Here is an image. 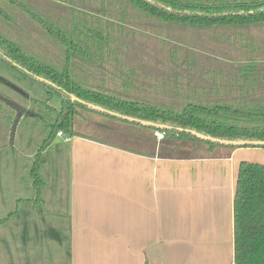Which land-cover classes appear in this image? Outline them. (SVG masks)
I'll list each match as a JSON object with an SVG mask.
<instances>
[{
	"label": "crops",
	"instance_id": "1",
	"mask_svg": "<svg viewBox=\"0 0 264 264\" xmlns=\"http://www.w3.org/2000/svg\"><path fill=\"white\" fill-rule=\"evenodd\" d=\"M167 58L174 69L167 78L148 73V68H156L152 58H121L122 95L167 106L220 96L215 87H201L191 79L198 66L193 57ZM182 74L188 78L185 83ZM164 88L170 91L162 92ZM95 114L100 117L98 135L76 131L72 123L74 134H66L68 141L55 136L40 154L42 166L53 165V150L66 158L63 213L53 214V188L44 195L32 183L23 186L30 196H15L7 205L6 195L11 194L1 179V205L8 211L0 217V239L5 244L18 240L16 260L8 250L7 258L0 256L2 262L233 264L236 174L241 161L257 162L251 157L254 148L209 149L203 144L205 151L174 154L175 144L161 150L168 136L156 140L154 127ZM123 123L146 130L132 134L115 128H124ZM60 218H65L62 226L57 225Z\"/></svg>",
	"mask_w": 264,
	"mask_h": 264
},
{
	"label": "trees",
	"instance_id": "2",
	"mask_svg": "<svg viewBox=\"0 0 264 264\" xmlns=\"http://www.w3.org/2000/svg\"><path fill=\"white\" fill-rule=\"evenodd\" d=\"M81 1V9L70 8L68 17L53 18L36 6V0H0V21L9 25H0V62L21 78L46 88L45 100L56 97L60 101L59 109L43 102L50 119L45 123L44 137L29 170L36 189L42 182L38 175L40 154L58 131L74 134L75 109L100 113L71 96L121 115L166 125L167 128L153 129L169 137L201 142L209 149L264 148L224 145L202 140L187 131L219 139L264 140V62L259 59L234 64L236 77L226 70L216 71L218 76L212 82L220 96L210 102L189 100L167 106L127 98L121 92L125 66L121 58H142V41L166 38L170 30H190L198 36L220 40L233 36L242 58H259L264 47L255 46L252 31L264 28V0H90V5ZM18 20L41 30L46 42L41 41L44 43L35 48L22 44L24 38H14L7 29H12V25L23 36L25 33L17 25ZM47 40L54 46H49ZM167 56L192 58L187 48L177 43L168 49ZM225 74L230 76L224 83L220 75ZM98 81L101 83L97 85ZM0 84L16 91L4 78ZM0 107L7 108L1 101ZM233 252V264H264V164L241 161L238 165L233 198Z\"/></svg>",
	"mask_w": 264,
	"mask_h": 264
},
{
	"label": "rangeland",
	"instance_id": "3",
	"mask_svg": "<svg viewBox=\"0 0 264 264\" xmlns=\"http://www.w3.org/2000/svg\"><path fill=\"white\" fill-rule=\"evenodd\" d=\"M89 1L90 0H86L84 1V3L90 5ZM82 3L83 1L81 0H36V6H38V8L42 10V12H46V14H52L53 18H62L64 16L68 17L69 9L72 7L78 9L82 6ZM26 23V21H17V25H20L25 30L24 36L23 32L21 33L18 30L19 28L16 27V25H12L10 27L12 29H7L11 30L10 33L13 34L14 38H24V41H21L24 45H33L36 48L37 45L43 44L44 42L41 41L46 40V38H43V32L41 30H38L36 27L34 28L32 26L26 25ZM0 25L3 27L4 25L5 27H9V25L3 21H0ZM252 32L253 37L256 40V43H254L255 46L258 49L260 47L263 48L264 28H258L256 30H253ZM166 35V38L162 37L159 39H153L152 37H150L147 38L146 41H142V49L144 51V56L142 57V59L152 58L153 60H155L153 65L156 68H148V73H152L157 77L163 76L167 78L168 75L171 74L174 70L172 68V64H169L167 62V51L168 49H171V47L175 43L179 44L183 48H187L189 54L196 61H198V66L195 68L194 74H191L193 76L191 79H195V81L199 83V86L201 87H213L214 84L212 82V79L218 76V74L215 75V72L218 70H226L230 72V74H232V77H236L237 73L236 70H234L233 65L243 63L244 59H259L264 62L263 50L259 51L262 52V55H260L259 58H242L240 56L241 49L239 50V48L236 47L235 38L233 36H230L228 39L224 40L210 39L209 37L203 34H199L202 36H198V34L190 30H185L184 33L181 30H170V32H167ZM48 44L51 47L54 46L50 41H48ZM137 48H139V46ZM55 52L58 53L57 50H55ZM208 68L211 69L210 73H207V71H210ZM207 74L209 76H207ZM102 76L105 82V73ZM210 76L212 79L210 78ZM229 76V74L220 75V77L223 78L222 80H224V83L227 82ZM0 77L4 78L8 82H11L16 87L22 89L24 95L18 93L17 91H14L13 89L4 84H0V94L20 104L25 109V111H29L32 113H25L20 118L16 126L14 138L12 140V143H10V126L14 119L15 111L6 104L5 105L7 106V108L0 107V181L2 179L3 183H6L5 186H7V190L10 192L9 194H11L10 197L6 195V201L8 202L7 205H9V202L12 203L14 201L15 196L28 197L31 195V193L27 191L29 189H25L23 186H25L26 183H32V178L29 176V170L36 160L34 156L36 155L44 137L45 123L47 120L50 119L48 114L49 112L45 110L43 102L45 101L47 105L55 109H59L60 101L56 97L45 100L46 88L34 82H31L30 80H25L21 78L18 73L10 70L1 62ZM181 77L184 83L187 82L188 78H185L184 74H182ZM155 82L158 83L157 90L161 92L160 90L163 88L161 81L157 80ZM100 83L101 82L98 81L96 84L98 85ZM187 86L188 85H185L184 87L187 88ZM165 90H169V88H164L162 92ZM97 118L100 117L93 112L81 108H76L75 114L72 116V123L74 124L73 126L76 131H85L96 136L100 133L99 131H97L98 129H100L98 128ZM123 124H125L124 128L122 125L116 126L115 128L117 130L123 129V131L131 132L132 134H135L136 132L143 134L145 132L144 130H146L145 128L136 125L126 123ZM91 128L98 129L92 130ZM176 140L180 142V144H182L183 146L176 144ZM170 144H175V148H173L172 150L174 154H192L202 150H206V145H203V143L201 142L182 139L179 137L173 138L169 136L165 138V141L161 142V150L162 146L168 147L170 146ZM134 145L137 146L138 144ZM191 146L194 147L192 148ZM249 148H254V152L251 153L252 159L257 161L256 163L263 164L264 148ZM40 160L41 159L39 158L38 175L42 180V185L40 183L38 187H40V189L42 188V194L44 195H48L50 188H53V214L57 213L56 211L63 213L65 210L64 196L66 183L64 171L67 169L66 158L63 154L61 156L59 152L53 150V165L49 162V164L46 163L42 166V162ZM41 166L43 167V169L41 168L40 170ZM1 193L2 192H0V194ZM0 199L2 200L1 197ZM1 200L0 217L6 214L8 211L7 207L5 212L2 209ZM12 208L13 207H11L10 210ZM64 222L65 218H60V221L57 225L62 226L63 224H65ZM53 226L55 227L56 224H53ZM1 230L2 229L0 227V235ZM17 244V239H8L6 244L3 240L0 239V256L3 254L7 258L8 250H11V257L16 260ZM2 259L3 256L0 259V264H5L7 262L5 261L6 259L3 262Z\"/></svg>",
	"mask_w": 264,
	"mask_h": 264
},
{
	"label": "water",
	"instance_id": "4",
	"mask_svg": "<svg viewBox=\"0 0 264 264\" xmlns=\"http://www.w3.org/2000/svg\"><path fill=\"white\" fill-rule=\"evenodd\" d=\"M38 80H43L42 78L37 77ZM1 79V77H0ZM11 86L18 91L21 94H24V92L22 91V89L16 87L15 85L11 84ZM73 100H76L84 105H86L87 107L98 111V112H102V113H107L119 118H122L126 121H130L133 123H138L141 126H148V127H154V128H167L166 125H159L150 121H146V120H140V119H136V118H132L129 116H125V115H121L118 113H115L113 111H109L106 110L105 108L92 104V103H88L85 102L75 96H71ZM0 101L3 102L4 104H6L7 106H9L10 108H12L15 111V116L14 119L11 123L10 126V143H12V140L14 138V134H15V130H16V126L20 120V118L26 113L25 109L18 104L17 102L3 96L2 94H0ZM188 132H190L191 134H193L194 136L202 139V140H207V141H212V142H218L220 144H224V145H233V146H247V145H251V146H263L264 145V140H249V139H239V140H231V139H219V138H214L211 137L209 135H205L203 133L197 132L195 130H187Z\"/></svg>",
	"mask_w": 264,
	"mask_h": 264
},
{
	"label": "built area",
	"instance_id": "5",
	"mask_svg": "<svg viewBox=\"0 0 264 264\" xmlns=\"http://www.w3.org/2000/svg\"><path fill=\"white\" fill-rule=\"evenodd\" d=\"M153 135H154L155 139L158 140V141H160V140L165 138V133L163 131H160V130H154L153 131ZM56 137L62 138L63 141H68L69 140L68 136H66V134H64L61 131H58L56 133Z\"/></svg>",
	"mask_w": 264,
	"mask_h": 264
},
{
	"label": "flooded vegetation",
	"instance_id": "6",
	"mask_svg": "<svg viewBox=\"0 0 264 264\" xmlns=\"http://www.w3.org/2000/svg\"><path fill=\"white\" fill-rule=\"evenodd\" d=\"M19 93V92H18ZM21 94V93H20ZM24 95V94H23ZM26 113H27V111H26Z\"/></svg>",
	"mask_w": 264,
	"mask_h": 264
}]
</instances>
